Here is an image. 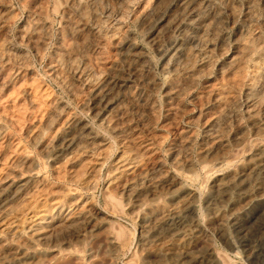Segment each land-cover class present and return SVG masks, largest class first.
Returning a JSON list of instances; mask_svg holds the SVG:
<instances>
[{"label": "bare ground", "instance_id": "bare-ground-1", "mask_svg": "<svg viewBox=\"0 0 264 264\" xmlns=\"http://www.w3.org/2000/svg\"><path fill=\"white\" fill-rule=\"evenodd\" d=\"M111 1L58 0L69 30L68 46L81 43V30L88 29L98 49L93 52L98 68L88 67L86 61L76 62L78 51L73 46L60 52L58 62L49 63V70L78 101L79 107L118 139L115 152L109 137L99 135L67 103L54 97V91L46 84L32 78L28 81V64L22 49L13 46L5 32L13 13L10 7H0V34L3 33L0 35V264H125L119 261V256L127 235H120L122 225L116 220V213L123 209L140 223L135 239L137 257L130 259L136 264H231L225 256L229 251L223 254L215 247L206 251L194 248V241L204 232L203 216L219 225L223 229L220 231L233 226L239 234L237 237L242 239L244 255L249 256L257 246L254 240H248L249 230L244 222L248 207L264 198V0H245L247 16H231L239 7L236 0H156L152 6L149 0H140L137 20L142 28L139 29L152 32L149 43L161 54L160 70L168 75L181 71L189 82L185 88L177 86L171 92L174 96H183L186 89L198 85V79L212 66L218 70V77L204 82L200 91L206 116L197 160L191 156L196 142L194 131L181 126L183 121L179 125L178 120L168 119L176 139L167 149L168 164L162 153L167 133H159L152 128L154 125H149L158 109L150 97L142 96L135 87L147 86L156 91L162 85L149 76L152 55L133 41L124 23L126 11L134 0ZM87 3L94 10L90 17L92 24L85 14ZM164 3L172 7L168 16L159 9ZM43 5L37 7L36 16L22 32L23 38L34 45L32 48H39L51 34L47 30L52 27L46 29V26L53 20H47L49 8L48 17ZM260 6L263 16H259ZM235 20L241 25L230 52L224 42L225 29L229 21ZM257 23L263 30H258ZM87 41L82 48L84 55L88 52ZM111 46L127 62L130 74H122L117 63L110 61L112 58L106 50ZM225 54H229L226 61L218 63L216 60L222 59L218 57ZM82 92H87L88 97L82 96ZM140 105L148 112L139 121L142 130L128 117ZM179 111L178 107L174 109L175 114ZM166 124L161 123V127ZM232 126L235 132L229 139ZM202 175L207 186L203 193L192 183ZM99 187L110 202L106 209L98 206L95 199ZM118 200L122 203L120 207L115 206ZM258 228L264 233V222ZM99 237L103 240L92 244ZM150 255H155L157 260H147Z\"/></svg>", "mask_w": 264, "mask_h": 264}, {"label": "rangeland", "instance_id": "rangeland-1", "mask_svg": "<svg viewBox=\"0 0 264 264\" xmlns=\"http://www.w3.org/2000/svg\"><path fill=\"white\" fill-rule=\"evenodd\" d=\"M1 1V3H0V7L1 6H4L5 8L7 7V8H9L10 9V11L13 13L12 14V16L14 17H12V19H14L13 21H12V19H10V21L12 22H10V21H8V23H10L9 25H7V28L5 29V32H6V35H8L7 37H9L8 38V40L10 39V43L13 45V46H15L16 48H20V50L22 49V51L21 52H23L22 53V55L23 56H25L24 58H26L25 59V61L27 62L26 63V65H27V67H28V72L27 73H29L28 75H27V79H28V81L32 78V80L33 79H36V80H38V81H40V83H42L43 85L44 84H46V85H44V86H46L47 88H50V91L52 90V93H53V91H54V93L56 94V96H55V94L53 93V96L54 97H56L57 99H59V100H61V101H63V102H65V103H67L68 104V106L70 107V109H72L75 113H77V114H79V117L80 118H82V119H84L85 121H87L92 127H93V129L97 132V133H99V135H101V136H104V137H109L110 138V141L112 142V145H113V149H112V151H114L115 152V150L117 149V146H118V139L117 138H114V137H111L110 135H109V132L107 131V129H105L103 126H99V123H97L96 121H95V119L93 118V116L91 115V114H89L88 112H84L80 107H79V104H78V101L76 100V99H74V97L73 96H71V94L69 93V91L67 90V88L62 84V82L60 81L59 82V79L57 78V77H55L53 74H51L50 73V70H49V65L52 63V62H54L55 63V61H56V63L58 62V60L60 59V57H59V54H61L62 53V51H64L65 50V48L66 47H73L72 49L74 50V48L76 49V50H74L75 52L76 51H78V52H76V57H77V55H78V57L76 58V62H81V63H85V61H86V65L89 67H93V66H95L94 68H92V69H97L98 67V64H97V59H96V54H94V53H96L97 51H98V49H97V46H96V42L94 41L95 40V38H94V36L91 34V33H88V29H84L83 30V32H82V30H81V35H83L82 36V40H81V43H80V45L78 46L77 44H79V43H73L72 44V46H68L69 45V43H68V36H67V34H68V32H69V30H67V28L68 27H66V24H65V22L63 21V13H61L62 12V8H60V4H58V0H52V2H51V0H48L49 2L47 3V0L46 1H44V0H29V1H27V0H3V2H2V0H0ZM5 1V2H4ZM25 3H24V2ZM32 1V2H31ZM35 1V3H33ZM57 1V3H56V5L58 6H56L55 5V2ZM115 0H112L111 2L113 3ZM138 3H137V2ZM237 1V3H238V5L237 6H239V7H236V10L235 11H237L235 14H233V15H231V16H247V12H245L246 10H247V8L245 7V0H244V2H243V0H236ZM239 1V2H238ZM10 2V3H9ZM20 2H21V4H20ZM42 2H44V3H42ZM140 2V3H139ZM256 2H257V0H256ZM6 5H5V4ZM12 3V4H11ZM23 3V4H22ZM30 3V4H29ZM45 3H46V5L48 6H46L45 5ZM53 3H54V5H53ZM149 3H150V5L152 6V5H154L155 3H156V0H149ZM153 3V4H152ZM244 3V4H243ZM4 4V5H3ZM25 4V5H24ZM29 4V5H28ZM44 4V5H43ZM142 4V2L140 1V0H134L131 4H130V6H129V8H131V9H127V11H126V16L127 17H125L124 18V23H125V26H126V28L128 29V31L130 32V34H131V36L133 37V41L135 42V43H137V45L138 46H141V47H143L145 50L147 49V51H148V54H149V52H150V54H149V56L150 55H152V56H150L151 58H152V69H151V72L149 73V76H151V77H155V79L157 80V82L160 84V85H162V88H159V89H157L156 88V91H155V89H153V88H150V87H147V86H140V85H138L140 88H138V86H135L136 87V89H140V90H138V91H140V93L142 94V96H144V97H146V98H149L153 103H154V107L156 108V109H158V110H160V111H158V110H156L157 112H156V117H154V118H151L150 120H149V125L152 127L153 125V129H155L157 132H159V133H162V134H164V133H167V134H164L165 135V137H166V139H165V142H164V145H163V149H162V153H163V160H164V162L166 163V164H168L169 162H170V155L168 154L169 153V151L167 150L168 149V147L169 146H171V145H173L176 141V139H175V135H174V132H173V128L172 127H170L171 125H168V124H170V119H175L178 123H179V125H181L182 124V122L181 121H183V125H181V126H187V127H189L191 130H193L194 131V135L196 136L195 137V141L197 142H194L195 143V145L194 146H192V148H191V156H192V158H194V159H196L197 160V155H198V152H199V150H200V147H201V145H202V139H204V134H205V124H204V119H205V108H204V105L202 104V102H201V100H200V97L199 96H201V92H202V90L204 89V82H206L207 80H213V78H214V80L218 77V70H217V66H212V68H209L204 74H202V76H201V78H199L198 79V85H197V83H196V85H194V87H191V89L189 88L188 90L186 89L185 91H184V93H183V96H179L178 98L176 97V96H174L173 95V93H171L175 88H177V86H183V88H185V86H187L188 84H189V82H188V80L185 78V75L180 71V72H178V71H176L175 73H173V75L172 74H169L168 75V73H166V72H164V71H161L162 69H161V54H159L157 51H155V49L150 45V43H149V38H150V36H151V34H152V32L150 31V30H142V29H139V27H141V25H140V22H138V20H137V16H138V13H139V10H140V8H141V5ZM220 4V3H219ZM8 5V6H7ZM28 5V6H27ZM30 5H32V6H30ZM39 5V6H38ZM41 5H43V7H44V14H47V16H48V12H50L49 13V18H47V16H46V18H47V20L48 19H50V21L51 20H53V21H51V22H48L47 24V26H48V28H47V26H46V29H49V27H52L51 29H49V30H47V32H48V35H49V32L51 33L49 36H51V37H49V36H47V38H45L46 39V41L44 40V44H42L41 46H42V48H41V46L38 48V46H35V47H33L32 48V46H34L31 42H28L26 39H24L23 38V34H24V32L23 31H26L27 30V28H28V23H29V21H30V19L32 18V17H35L36 16V14H37V10L39 9V7L41 6ZM53 5V6H52ZM162 5H163V7H162ZM160 7H159V9L161 8V11H163L164 13V15L165 16H168L169 15V13H170V9L172 8V7H170V5L168 4V3H164V4H162ZM166 5V6H165ZM11 6H14V7H11ZM137 6V7H136ZM23 7V8H22ZM28 7H30V8H28ZM34 7H36V9L34 8ZM37 7H38V9H37ZM53 7V8H52ZM100 7V6H99ZM12 8V9H11ZM16 9V13H15V9ZM32 8H34V9H32ZM48 8H49V10H48ZM90 8V9H89ZM137 8H139V9H137ZM165 8H167L166 10H165ZM241 8H244V9H241ZM246 8V9H245ZM8 9V10H9ZM25 9V10H24ZM54 9H55V11H54ZM58 11H57V10ZM92 9H93V6L92 5H90L89 3H87V5H86V8H85V14L86 15H89L87 18L88 19H90L89 20V23L90 24H92V20H91V18H92V16H93V13H94V10L92 11ZM238 9H240V10H238ZM30 10V11H29ZM32 10H34V11H32ZM47 10H48V12H47ZM131 10V11H130ZM245 10V11H244ZM20 13H19V12ZM25 11V12H24ZM28 11V12H27ZM51 11H53V12H51ZM58 12V13H55V12ZM60 11V12H59ZM89 11V12H88ZM136 11V12H135ZM32 12V13H31ZM33 12H34V16H33ZM259 16H263V14H262V10H261V6L259 7ZM91 15H90V14ZM133 13V14H132ZM14 14H16V17H15V15ZM21 14V15H20ZM30 14V15H29ZM44 14H43V16H44ZM57 14H59L58 16H57ZM18 15V16H17ZM28 15V16H27ZM54 15V16H53ZM85 15V16H86ZM130 15V16H129ZM52 16V17H51ZM128 16H129V18H128ZM135 16V17H134ZM22 17V18H21ZM54 17V18H53ZM59 17H61V20H60V18ZM91 17V18H90ZM57 18H59V19H57ZM134 19V21H133V19ZM57 21H56V20ZM132 19V20H131ZM59 20V21H58ZM19 21V22H18ZM23 21H25V22H23ZM26 21H28V22H26ZM49 21V20H48ZM56 21V22H55ZM63 21V22H62ZM58 22H60L61 23V26H60V23H58ZM138 22V23H137ZM232 22V23H231ZM7 23V24H8ZM26 23V24H25ZM55 23V24H54ZM58 25H57V24ZM128 23V24H127ZM240 22L238 21V20H235V21H229V23L227 24L228 26H226V29H225V38H224V42H225V45L227 46V48L228 49H231L230 50V52L234 49V47H235V38L238 36V34H239V27H240V25H241V23L239 24ZM52 24V25H51ZM65 24V25H64ZM22 25V26H21ZM235 25V26H234ZM26 26V27H25ZM58 26V27H57ZM60 26V27H59ZM230 26V27H229ZM10 27V28H9ZM23 27V28H22ZM58 28V30H57V28ZM63 27V28H62ZM257 27L259 28L258 30H263V27L261 26V24L260 23H257ZM18 28V29H17ZM25 28V29H24ZM63 29V31H62V29ZM131 28V29H130ZM142 28V27H141ZM21 30V31H20ZM57 30V31H56ZM66 30V31H65ZM85 30H86V32H85ZM130 30H132V31H130ZM8 31V32H7ZM18 31V32H17ZM52 31V32H51ZM58 31H59V34H58ZM228 31H230V32H228ZM232 31V32H231ZM238 31V32H237ZM4 32V33H5ZM22 32H23V34H22ZM55 32V33H54ZM84 32L86 33V34H84ZM133 32V33H132ZM145 32V33H144ZM150 32V33H149ZM20 34V38H19V34ZM65 33V34H64ZM67 33V34H66ZM236 33V34H235ZM2 34L3 33H1L0 35L2 36ZM133 34V35H132ZM141 34V35H140ZM54 35V36H53ZM55 35H56V37H55ZM60 35V36H59ZM64 35V36H63ZM85 35V36H84ZM86 35H88L87 37H86ZM236 35V36H235ZM57 36H59V38L57 37ZM63 36V38L62 39H60L61 37ZM65 36H67V37H65ZM92 36H93V39H92ZM140 36V37H139ZM233 36V37H232ZM22 37V38H21ZM49 37V38H48ZM86 37V38H85ZM55 38V39H54ZM90 38V39H89ZM148 38V39H147ZM47 39H48V41H47ZM50 39V40H49ZM52 39V40H51ZM58 39V40H57ZM65 39H66V41H65ZM84 39L89 43H87V46H85V47H87L88 48V52H85L86 54V56L83 54V46L84 45H86V41L84 42ZM20 40L22 41L23 40V42H20ZM55 40V41H54ZM61 40H63V42L64 43H61L60 41ZM93 41V42H92ZM228 41H230V42H233L232 44H230V42L228 43ZM27 42H28V44L29 45H27ZM65 42H67V43H65ZM91 42V43H90ZM142 42V43H141ZM26 43V44H25ZM30 43H31V45H30ZM54 43V44H53ZM58 43V44H57ZM62 44V46H61V48H59L60 47V45ZM46 44V45H45ZM48 44H50V45H48ZM51 44H52V46H51ZM92 44V45H91ZM95 44V45H94ZM82 45V46H81ZM94 45V47H92ZM150 45V46H149ZM234 45V46H233ZM44 46V47H43ZM57 46V47H56ZM65 46V47H64ZM76 46V47H75ZM81 46V47H80ZM47 47V48H46ZM54 47H55V50H54ZM78 47L80 48V50L78 49ZM92 47V48H91ZM35 48H36V50H35ZM49 48H51V49H49ZM53 48V49H52ZM58 48V49H57ZM63 48V49H62ZM153 48V49H152ZM39 49V50H38ZM43 49H45V50H43ZM114 49H115V51H114ZM25 50H26V52H25ZM49 50V51H48ZM51 50V51H50ZM57 50V51H56ZM61 50V51H60ZM91 50V51H90ZM93 50V51H92ZM41 52L40 54H39V52ZM54 51V52H53ZM109 51V52H108ZM37 52V53H36ZM46 52V53H45ZM48 52V53H47ZM57 52V53H56ZM61 52V53H60ZM94 52V53H93ZM116 52V53H115ZM29 53V54H28ZM35 53V54H34ZM93 53V54H92ZM156 53V54H155ZM26 54H27V56H26ZM37 54V55H36ZM42 54H44V56L42 55ZM54 55V57L52 56V55ZM106 54H108L107 56L109 57V58H112V60L110 59V61L111 62H114V64H116L117 65V67H118V69H120V72L122 73V74H125V75H127V74H130L129 73V68H127L128 66H127V62L124 60V58L122 57V58H120L121 56L119 55V51L113 46H111L110 48H108L107 50H106ZM111 54V55H110ZM118 54V55H117ZM48 55V56H47ZM56 55H57V57H56ZM93 55V56H92ZM112 56V57H110V56ZM29 56V57H28ZM31 56V57H30ZM38 56V57H37ZM42 56V57H41ZM80 56H82L81 57V60H83V61H81L80 60ZM87 56H89V57H87ZM95 56V57H94ZM114 56H115V59H114ZM118 56H120V57H117ZM228 56H229V54H225V55H222V56H220V57H218V58H222V59H220V60H216V61H218V63H220L221 64V62L222 63H224L225 61H226V59L228 58ZM40 57H41V59H40ZM48 57V58H47ZM52 57V59H50ZM84 57V58H83ZM93 57V58H92ZM29 58L31 59L30 61H29ZM37 58H39V59H37ZM44 58V59H43ZM55 58V59H54ZM59 58V59H58ZM78 58H79V60H78ZM96 59V60H95ZM114 59V60H113ZM119 59H121V62H123V63H121V62H119L120 60ZM44 60H46L45 62H44ZM48 60H50V61H48ZM54 60V61H53ZM160 60V61H159ZM91 61V62H90ZM34 62V63H33ZM156 62V63H155ZM31 63V64H30ZM44 63V64H43ZM46 63H47V65H46ZM50 63V64H49ZM43 64V65H42ZM53 64V63H52ZM89 64V65H88ZM93 64V65H92ZM96 64V65H95ZM29 65L31 66V67H29ZM44 65H45V69L43 68L44 67ZM120 65V66H119ZM197 65V64H196ZM195 65V66H196ZM194 66V67H195ZM30 68V69H29ZM48 68V69H47ZM124 68V69H123ZM196 68H197V66H196ZM34 69V70H33ZM161 69V70H160ZM194 70H195V68H193ZM31 71V73H30V71ZM37 70V71H36ZM46 71V73H45V71ZM34 73H33V72ZM153 71V72H152ZM211 71V72H210ZM126 72V73H125ZM157 72V73H156ZM49 73V74H48ZM152 73V74H151ZM33 74H35L34 75V77L35 76H41V77H32L33 76ZM38 74V75H37ZM155 74V75H154ZM181 74V75H180ZM46 75V76H45ZM52 75H53V77H52ZM175 75V76H174ZM178 75H180V78H179V76ZM210 75V76H209ZM173 76V77H172ZM167 77V78H166ZM177 77V78H176ZM184 77V78H183ZM40 78V79H39ZM52 78H54L55 80H57V81H55V80H53ZM163 78H165V79H163ZM171 80L170 82H171V84H173V85H171L170 86V82H169V79ZM161 79V80H160ZM179 79V80H178ZM201 79V80H200ZM32 80H30V81H32ZM175 82H174V81ZM205 80V81H204ZM45 81V82H44ZM55 81V82H54ZM165 81H168V82H165ZM178 81H180V82H178ZM182 81V82H181ZM203 83H202V82ZM163 82V83H162ZM173 82V83H172ZM61 83V84H60ZM166 83V84H165ZM181 83V84H180ZM186 83H187V85H186ZM47 84H49V86H51V87H49ZM58 84H60V85H58ZM202 85H203V87H202ZM64 88H62V87ZM176 86V87H175ZM195 86H196V88H198V89H196L195 88ZM169 87V88H168ZM200 87V88H199ZM202 87V88H201ZM52 88V89H51ZM147 90H146V89ZM165 88V89H164ZM193 88H194V90H193ZM66 89V90H65ZM135 89V88H134ZM135 89V90H136ZM152 89H153V91H152ZM169 89V90H168ZM172 89V90H171ZM202 89V90H201ZM171 90V91H170ZM64 91V92H63ZM160 91V92H159ZM166 91V92H165ZM201 91V92H200ZM66 92V93H65ZM154 92V93H153ZM68 93V94H67ZM147 93V94H146ZM148 93H149V95H148ZM163 93V94H162ZM168 93V94H167ZM170 93V94H169ZM199 93V94H198ZM87 94V92H82V96H84V95H86ZM151 94V95H150ZM61 95V96H60ZM147 95V96H146ZM171 95H173L174 96V98H173V96H171ZM198 95V96H197ZM163 96V97H162ZM172 97V99L173 100H171L170 98ZM191 96V97H190ZM61 97H62V99H61ZM71 97V98H70ZM86 97H88V95H86ZM165 97V98H164ZM184 99H183V98ZM193 97V98H192ZM179 99V100H177V99ZM182 98V99H181ZM164 99H165V101H164ZM186 99V100H185ZM171 102H170V101ZM194 100H196L195 101V103H194ZM200 100V101H199ZM76 101V102H75ZM156 101V102H155ZM176 101V102H175ZM183 101V103H180V102H182ZM192 101V102H191ZM199 101V102H198ZM171 103V107L173 108H171V107H169L168 106V104L169 103ZM163 103H164V105H163ZM176 103V104H175ZM177 103H178V105H177ZM179 103H180V105H179ZM186 105H185V104ZM199 105H198V104ZM184 104V105H183ZM196 104V105H195ZM201 104V105H200ZM160 105V106H159ZM156 106H158V107H156ZM199 106H201V107H199ZM176 107H178L179 108V113H174V109L176 108ZM190 108V109H189ZM202 108V109H201ZM79 109V110H78ZM136 109H139V110H136ZM135 109V111L134 112H130L129 113V116L128 117H130L129 119H130V122H134V123H132L135 127H137L138 129L140 128L141 130H142V128L141 127H139L140 125V120L143 118V117H147V115H145V114H147L148 112H147V109H146V107L145 106H143V107H141V105L139 106V107H137ZM144 110V112H143V110ZM187 109H189V110H187ZM167 110V111H166ZM171 110V111H170ZM199 110V111H198ZM82 111V112H81ZM139 111V112H138ZM142 111V112H141ZM183 111V112H182ZM185 111V112H184ZM187 111V112H186ZM197 111V112H196ZM200 111H203V112H201L200 113ZM146 112V113H145ZM188 112H189V114H188ZM133 113V114H132ZM144 114V116H143V114ZM160 113V114H159ZM163 113V114H162ZM165 113V114H164ZM166 113H167V115H166ZM171 115H170V114ZM193 113V114H192ZM135 114H136V116H135ZM181 114V116H179L178 117V115H180ZM204 114V115H203ZM133 115V117H131ZM142 115V116H141ZM164 115V116H163ZM83 116V117H82ZM91 116V117H90ZM135 116V117H134ZM141 116V117H140ZM189 116H191V117H189ZM140 117V118H139ZM158 117V118H157ZM200 117V118H199ZM136 118V119H135ZM155 118H157L156 120H155ZM185 118V119H184ZM187 118H189V119H187ZM197 118V119H196ZM199 118V119H198ZM93 119V120H92ZM132 119L133 120H135V121H138L137 123L135 122V121H132ZM153 119H154V121H153ZM161 119V120H160ZM169 119V120H168ZM196 119V120H195ZM202 119V120H201ZM165 120V121H164ZM189 120V121H188ZM191 120V121H190ZM152 123H151V122ZM168 121V122H167ZM186 121V122H185ZM195 121V122H194ZM244 121L246 122V120L244 119ZM155 122H156V124H155ZM197 122H198V124H197ZM154 123V124H153ZM161 123L162 124H166V125H162V127H161ZM191 123H193V124H191ZM200 123V124H199ZM189 124H190V126H189ZM194 125H196V126H194ZM204 125V126H203ZM160 126V127H159ZM168 126V127H167ZM192 127V128H191ZM203 127V128H202ZM139 129V130H140ZM164 129V130H163ZM195 129V130H194ZM233 129V130H232ZM201 130V131H200ZM203 130V131H202ZM161 131V132H160ZM169 131V132H168ZM172 132V133H171ZM231 132V133H230ZM235 132V128H234V126H232L231 128H230V131H229V133H228V138L229 139H231V137H232V134ZM196 133V134H195ZM199 133V134H198ZM173 134V135H172ZM202 134V135H201ZM198 136V137H197ZM202 136V137H201ZM172 137V138H171ZM114 140V141H113ZM168 140V141H167ZM200 140V141H199ZM172 141V143H169V142H171ZM173 141H174V143H173ZM198 142H199V145L200 146H198ZM200 142H201V144H200ZM115 143H117V144H115ZM32 150H34L33 152H34V154L36 153L35 152V149L32 147L31 148ZM199 149V150H198ZM198 150V151H197ZM195 151V152H194ZM113 152V153H114ZM168 152V153H167ZM194 152V153H193ZM193 153V154H192ZM165 154V155H164ZM194 155V156H193ZM165 158V159H164ZM197 167H199V165H197ZM199 169V168H198ZM228 168L226 167V168H224V170L223 171H226ZM201 177V178H200ZM200 177H198L196 180H194L192 183L194 184V186L195 187H197V188H199L200 189V191L203 193V192H205L206 191V189H207V186H206V183H204L205 182V178H203V175L202 176H200ZM202 179H204V180H202ZM199 181V182H198ZM201 182V183H200ZM198 183V184H197ZM204 183V184H203ZM101 184H103L102 182H100V187L102 186ZM202 184V185H201ZM203 186H204V188H203ZM99 187V189L97 190V192H96V195H95V199H96V201H97V204H98V206H100L102 209H106L107 207H109V201L106 199L105 200V198H104V196H103V194L101 193L102 192V189ZM105 201H106V204H105ZM109 202V203H108ZM117 202V203H116ZM114 201V204H115V206H121V201L120 200H118V201ZM120 203V204H119ZM257 203V204H256ZM252 205V206H251ZM248 208H249V212H248V218H247V221H245L244 222V225H245V227L249 230L248 231V237H249V241L250 240H254L255 241V245L257 246L256 248H257V250L256 251H253V253H251L249 256L246 254V255H244L245 254V252H243V249H242V242L240 241V240H242L241 238H239V237H237V236H239V234L237 233V230L233 227V226H230V225H228L227 226V228H226V230H224V231H220V230H223L221 227H219V225H217L216 226V224H212V223H210L204 216L202 217V222H203V224H204V232L203 233H206L205 235L202 233L201 234V236L197 239V240H195L194 241V245L193 246H195L194 248L197 250V251H199L198 249H200V251H206V250H208L209 248H212V247H215L216 249H218V250H220V251H222V253L223 254H225V252H228V253H226L225 254V256H226V258L227 259H229V262L231 263V264H264V233L261 231V229H259L258 227L261 225V223H263L264 222V215H263V213H264V198L263 199H259V200H257V201H255V203L253 202L252 204H251ZM253 210V211H252ZM262 214V215H261ZM130 214H128L127 213V211H126V209H123L122 210V212L121 211H118V213H116V220H117V222L120 224V225H122L121 226V230H123V231H121V234L120 235H122L123 236V234H124V236H126L127 235V241H126V244H125V246H124V248L121 250V252H120V256H119V261L120 262H122V263H125V264H136L135 262H133L132 260H130V259H132L133 257H137L136 255H137V252H136V240L135 239H137V236H138V234H139V232H140V223H139V220H138V218L136 217V216H133V215H130ZM254 216V217H253ZM261 216H262V218H261ZM120 217V218H119ZM137 218V219H136ZM119 219V220H118ZM129 219V220H128ZM133 221V222H131V221ZM253 221V222H252ZM210 224H209V223ZM258 222V223H257ZM127 223V224H126ZM136 223V224H135ZM135 224V225H134ZM207 224V225H206ZM125 227H124V226ZM210 225V226H209ZM213 225V226H212ZM255 225V226H254ZM135 226V227H134ZM126 227H128V228H126ZM210 228V229H209ZM129 229V230H128ZM214 229V230H213ZM217 229V230H216ZM232 229V230H231ZM235 230V231H234ZM126 231V232H125ZM130 231V232H129ZM206 231V232H205ZM209 231V232H208ZM123 232V233H122ZM214 232V233H213ZM236 232V233H235ZM258 232H259V234H258ZM232 234V235H231ZM236 234V235H235ZM238 234V235H237ZM255 234V235H254ZM251 235V236H250ZM131 236V237H130ZM205 236V237H204ZM225 237V238H224ZM247 237V238H248ZM262 237V238H261ZM134 238V239H133ZM235 238V239H234ZM214 239V240H213ZM221 239V240H220ZM103 240V237H99L98 239H97V241H95L94 243H92V244H94V245H96V242H99V241H102ZM131 240V241H130ZM202 240V241H201ZM208 241V242H207ZM231 241V242H230ZM238 241V242H237ZM198 242V243H197ZM234 242V243H233ZM246 242H248L247 240H246ZM129 243V244H128ZM210 243H213V244H211L210 245ZM260 243V244H259ZM198 244V245H197ZM260 246V247H259ZM263 246V247H262ZM128 247V248H127ZM202 247V248H201ZM219 247V248H218ZM232 247V248H231ZM125 249V250H124ZM135 251H134V250ZM127 250V251H126ZM124 251V252H123ZM126 251V252H125ZM134 251V252H133ZM233 251V252H232ZM123 252V253H122ZM128 252V253H127ZM231 252V253H230ZM236 252V253H235ZM136 255H135V254ZM239 254V255H238ZM130 255V256H129ZM132 255V256H131ZM135 255V256H134ZM139 255V254H138ZM227 255H228V257H227ZM262 255V256H261ZM229 256H230V258H229ZM255 256H257V257H255ZM101 257H103L102 255H101ZM126 257V258H125ZM129 257H131V258H129ZM249 257V258H248ZM152 258V259H151ZM233 258L235 259V260H233ZM244 258V259H243ZM246 258H248V259H246ZM260 258V259H259ZM127 259V260H126ZM148 259H150L151 261H155V260H157V257L155 256V255H150L148 258H147V260ZM231 259V260H230ZM242 259V260H241ZM252 259H254V260H252ZM238 260H239V262H238ZM237 263H236V262Z\"/></svg>", "mask_w": 264, "mask_h": 264}]
</instances>
